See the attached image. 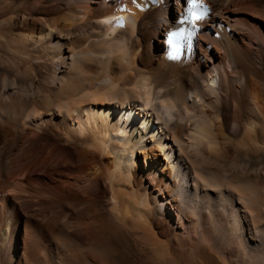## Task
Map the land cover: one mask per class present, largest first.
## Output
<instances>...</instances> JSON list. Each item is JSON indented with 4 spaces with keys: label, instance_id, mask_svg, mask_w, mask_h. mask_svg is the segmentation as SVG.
I'll use <instances>...</instances> for the list:
<instances>
[{
    "label": "bare ground",
    "instance_id": "bare-ground-1",
    "mask_svg": "<svg viewBox=\"0 0 264 264\" xmlns=\"http://www.w3.org/2000/svg\"><path fill=\"white\" fill-rule=\"evenodd\" d=\"M10 1L0 264H102V202L153 252L191 231L264 264V0H204L195 26L187 0Z\"/></svg>",
    "mask_w": 264,
    "mask_h": 264
},
{
    "label": "rangeland",
    "instance_id": "rangeland-1",
    "mask_svg": "<svg viewBox=\"0 0 264 264\" xmlns=\"http://www.w3.org/2000/svg\"><path fill=\"white\" fill-rule=\"evenodd\" d=\"M6 9L8 11H11L13 9V6L11 5V1L10 0H0V13L5 11ZM1 29H2V26L0 25V30ZM155 37H157V35L154 34V36L152 38L153 43H157ZM140 158H141V160H140L139 168L144 169V168H146V164L143 162L142 156ZM104 203L105 202H102L101 206L99 207L100 212L102 213V214H100V216H101L100 219H103L104 221L100 220L102 223L99 222L100 227L98 226V229H97V232L99 230L101 231V232L99 231L100 233L98 232V235L100 237H97L98 240L102 239L100 245L102 244L101 246H103L105 248V251L107 252V254L110 258V259H103V260L101 259L104 264H110L111 261L113 264H223L222 263V261H224L222 259L223 255L213 253L214 255H211V257H210V256H207L206 254H203V252L201 250H198V252H197V249H192L189 246V243L187 241V238H188L187 233L189 232L188 235L192 234L191 231H187V233L185 234L186 239L184 238L182 240L183 244L180 241H177V244H176L175 243L176 241H174V240H170V241L165 240L164 243H161L162 245L161 244L159 245V246H162V247H160L162 250H160V248L159 249L157 248V252L159 250H160V252L163 251V255H162V253L159 254L160 252L158 253V255H156L157 252H155L156 251L155 249H154V252H155V254H154L153 248L151 249V248H149V246H147L143 243L139 244V241L141 242V240L137 241L136 242L137 244H136L135 243L136 238L134 236H131V235H129L125 232H122V231L120 232V230H118L116 227H114L108 221H106L107 216L105 215L106 213H104L106 203L105 204ZM174 218H175V216H174ZM101 227H103L104 230ZM115 232H116V234H115ZM105 234H107V235H105ZM126 234L129 236H127ZM114 235H116V236H114ZM117 237H118V239H117ZM115 239H116V241H115ZM122 239L124 242L122 241ZM113 240H114V242H113ZM128 243H130V244H128ZM141 247H143V248H141ZM225 254L226 253H224V256H226Z\"/></svg>",
    "mask_w": 264,
    "mask_h": 264
},
{
    "label": "snow or ice",
    "instance_id": "snow-or-ice-1",
    "mask_svg": "<svg viewBox=\"0 0 264 264\" xmlns=\"http://www.w3.org/2000/svg\"><path fill=\"white\" fill-rule=\"evenodd\" d=\"M187 4L188 9L184 19L188 20L195 26L197 21L204 18L207 12V6L204 4V0H187ZM181 35H183L182 31L169 33V43H173Z\"/></svg>",
    "mask_w": 264,
    "mask_h": 264
}]
</instances>
